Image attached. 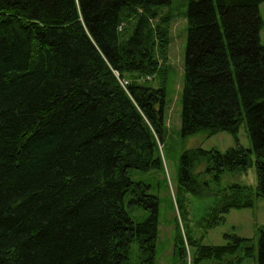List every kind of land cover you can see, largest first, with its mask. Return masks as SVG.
<instances>
[{
  "label": "trees",
  "instance_id": "trees-1",
  "mask_svg": "<svg viewBox=\"0 0 264 264\" xmlns=\"http://www.w3.org/2000/svg\"><path fill=\"white\" fill-rule=\"evenodd\" d=\"M262 2L188 1L182 135L237 136L244 122L251 148L237 138L181 155L174 264H264V225L203 243L231 209L264 198ZM170 3L0 0V264H132L134 243L138 264H156L161 198L131 171H163ZM159 73L162 86L140 81ZM253 152L257 187L220 190L191 219L183 194H205L203 173L247 170Z\"/></svg>",
  "mask_w": 264,
  "mask_h": 264
},
{
  "label": "rangeland",
  "instance_id": "rangeland-1",
  "mask_svg": "<svg viewBox=\"0 0 264 264\" xmlns=\"http://www.w3.org/2000/svg\"><path fill=\"white\" fill-rule=\"evenodd\" d=\"M189 0H171V3L161 9L162 14L171 13L170 37L171 42L168 52L167 64L169 74L166 81V102L164 106V117L166 131L163 139H159V149L163 160V171L152 169L141 171L134 169L131 177L134 182L150 184L152 191L158 193L161 198V213L159 222V234L157 238L156 264H174V238L176 234L175 218H179V210L176 206L175 196L178 191L179 163L181 155L191 148H202L206 150L217 149L222 152L230 147L236 146L237 138L239 144L245 148H251L246 124L240 125L237 136L229 131L210 133V129H202L194 135L183 137L182 135V113H183V88L184 68L186 58V47L188 41L187 18ZM261 15L264 21V2L260 5ZM261 41L264 44V23L261 29ZM161 74L148 77L147 82L153 87L162 86ZM252 165L247 170L226 171L221 175L219 181H215L210 175L203 173L201 179L208 182L201 197L191 193H184V203L190 212L191 219L200 217L206 208L214 201L218 191L228 188L233 184L249 185L256 188L258 185V172L256 166V154H251ZM205 168V163L196 166V172ZM131 216L138 221L147 215L143 207L133 204L129 208ZM264 225V198L256 197L253 207L231 209L225 214V221L210 229L203 237L206 244H224L227 234H237L243 237H255L258 228ZM201 235V232L199 233ZM198 235V236H199ZM138 244L132 245V264H138ZM242 264H253V260L247 259Z\"/></svg>",
  "mask_w": 264,
  "mask_h": 264
}]
</instances>
